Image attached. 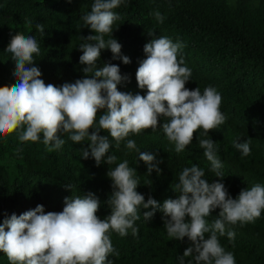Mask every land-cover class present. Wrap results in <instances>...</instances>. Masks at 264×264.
I'll list each match as a JSON object with an SVG mask.
<instances>
[{
	"label": "trees",
	"instance_id": "16d2710c",
	"mask_svg": "<svg viewBox=\"0 0 264 264\" xmlns=\"http://www.w3.org/2000/svg\"><path fill=\"white\" fill-rule=\"evenodd\" d=\"M93 3L94 0H0V86L18 82L16 63L5 51L18 32L37 39L40 53L34 57V65L29 66L40 68L46 84L60 86L86 76L91 78L82 71L86 65L80 63L83 53L79 46L87 42L84 37L95 35L81 19ZM114 11L120 19L113 25V36L122 45L121 56H128L131 63L113 59L111 50L104 49L98 67L118 64L121 73L130 77V82L122 83L119 89L146 95L147 89L138 87L136 71L146 58L145 44L153 39L149 30L156 37L167 36L182 43L180 56L192 73L186 87H199L203 93L212 86L222 96L221 110L227 120L203 138H212L216 143L225 176L222 182L230 197L237 198L242 189L257 183L264 185V0H126ZM156 11L163 15V23L155 19ZM37 24L44 26L43 33L36 29ZM165 122L167 118L161 116L157 129L130 133L118 148L110 134L102 130L100 134L109 135L112 143L109 155L117 157L112 165L105 162L97 166L94 158L84 159L81 147H88V142L78 144L68 133L60 134L65 143L52 152L43 144L42 134L38 142H20L19 130L0 135V223L12 214H23L41 204L46 212L62 211L65 198L83 197L88 192L100 199L97 214L105 218L112 211L107 201L113 191L107 172L124 160L137 169L141 183L137 191L145 200L152 197L161 204L178 198L173 187L185 167L199 166L209 182L220 179L199 147L203 130L196 132L192 143L177 153L174 142L163 131ZM128 139L135 140L141 152L156 154L157 160L162 161L161 173H147L148 166L139 160L138 151L127 149ZM247 140L251 142V153L243 156L234 145ZM67 185L73 187V192ZM147 211L151 208H141L139 212L136 235L131 229L126 236L110 233L115 249L108 257L111 264H180L179 257L192 242L187 237H169L165 220L170 217L158 209L146 221L143 213ZM220 211L217 208L206 218L209 223ZM228 229L234 231V240L226 234L217 235L221 245L234 254L236 264H264V211L254 222L238 223ZM209 235L206 233L205 238ZM188 260L195 264L192 257L185 258L186 264ZM0 264H10L2 251Z\"/></svg>",
	"mask_w": 264,
	"mask_h": 264
},
{
	"label": "clouds",
	"instance_id": "9594fccd",
	"mask_svg": "<svg viewBox=\"0 0 264 264\" xmlns=\"http://www.w3.org/2000/svg\"><path fill=\"white\" fill-rule=\"evenodd\" d=\"M125 2L94 0L91 10L81 17L84 26L95 32L84 37L87 42L79 46L83 53L80 63L86 65L82 71L91 78L86 76L60 86L46 84L40 68L29 66L34 65V57L40 53L37 39L20 32L11 37L5 51L16 63L18 82L0 86V135L19 130L20 142H38L42 134L43 144L52 152L65 143L60 134L68 133L78 144L88 142V147H81L84 159L94 158L97 166L105 162L112 165L117 157L109 155L112 143L109 135L100 134L102 130L110 134L118 148L130 133L157 129L163 116L167 118L163 131L174 142L177 153L184 151L194 134L203 130L199 147L220 179L209 182L199 166L185 167L179 174V183L173 187L179 193L178 198L166 199L161 204L152 197L145 200L137 191L141 184L137 169L124 160L107 172L113 188L107 204L112 211L103 219L97 214L101 201L93 192L65 198V207L59 212H46L41 204L4 219L0 223V251L10 264H111L108 257L115 249L110 233L126 236L131 229L136 235L135 221L140 219L141 208H151L143 213L146 221L159 209L170 217L165 220L169 237L177 240L187 237L192 242L179 257L180 264H186L188 257L195 264H236L234 254L221 245L217 233L234 240L235 233L228 226L254 222L264 211V185L257 183L242 189L234 199L222 182L225 176L216 143L212 138H203L227 120L221 110L222 96L212 86L203 93L199 87L194 90L186 87L192 73L180 56L182 43L167 36L156 37L149 30L153 39L145 44L146 58L136 71L138 87L147 89L146 95L119 89L122 83L130 82V77L121 73L118 64L98 67L104 49L111 50L113 59L131 63L128 56H121L122 45L113 36V25L120 19L114 10ZM154 17L163 23L159 11ZM36 29L45 31L42 24H37ZM250 143L247 140L234 146L248 156ZM126 147L138 151L139 160L148 166L147 173H161L162 161L157 160L155 153L141 152L132 139L127 140ZM67 187L73 192L71 185ZM217 208L221 209L219 215L209 223L206 218ZM206 233L210 234L208 238ZM187 264H193L192 260Z\"/></svg>",
	"mask_w": 264,
	"mask_h": 264
}]
</instances>
